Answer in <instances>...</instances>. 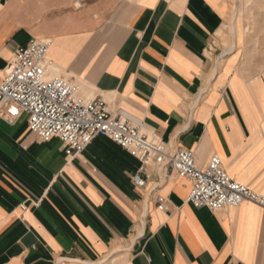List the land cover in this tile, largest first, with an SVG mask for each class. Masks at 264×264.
<instances>
[{"label": "crops", "instance_id": "crops-1", "mask_svg": "<svg viewBox=\"0 0 264 264\" xmlns=\"http://www.w3.org/2000/svg\"><path fill=\"white\" fill-rule=\"evenodd\" d=\"M226 2L0 0V79L17 48L49 39V67L113 115L201 167L218 155L264 195V67L243 62V41L216 42ZM139 165L107 137L67 155L26 115H0V264H264V207H193L190 179L148 161L137 187Z\"/></svg>", "mask_w": 264, "mask_h": 264}, {"label": "built area", "instance_id": "built-area-1", "mask_svg": "<svg viewBox=\"0 0 264 264\" xmlns=\"http://www.w3.org/2000/svg\"><path fill=\"white\" fill-rule=\"evenodd\" d=\"M49 45V39L31 38L17 48L0 79V102L5 107L0 115L8 124L26 115L29 129L37 137L58 138L67 155L83 151L96 136L107 137L138 159L140 165L132 175L137 187L145 186V166L153 161L167 176L175 172L190 179L186 200L196 208L218 210L243 201L264 207V195L232 178L218 155H212L201 167L192 150H171L129 119L113 115L101 95L86 99L69 78L49 76ZM155 202L162 210L164 197L157 194Z\"/></svg>", "mask_w": 264, "mask_h": 264}, {"label": "rangeland", "instance_id": "rangeland-1", "mask_svg": "<svg viewBox=\"0 0 264 264\" xmlns=\"http://www.w3.org/2000/svg\"><path fill=\"white\" fill-rule=\"evenodd\" d=\"M226 5L227 11L223 18L222 30L218 34L219 41L216 42L223 48H228L232 40L243 41V44L237 48L243 62L253 64L254 70L264 67V0H227ZM233 13L236 15L234 19ZM231 25L236 27L234 32L230 31ZM54 70L53 67H49L48 75ZM57 73L68 78L67 75ZM74 83L79 87L80 96L86 99L92 97L85 93L80 82ZM119 254L115 253L106 258L103 264H118V261L123 259Z\"/></svg>", "mask_w": 264, "mask_h": 264}, {"label": "bare ground", "instance_id": "bare-ground-1", "mask_svg": "<svg viewBox=\"0 0 264 264\" xmlns=\"http://www.w3.org/2000/svg\"><path fill=\"white\" fill-rule=\"evenodd\" d=\"M262 4H263V3H262ZM262 4H261V5H262ZM234 10H235V9H234ZM241 11H242V10H240V12H241ZM234 12H235V11H234ZM237 14H239V13H237ZM232 17H233V19H234V18L236 17V15L233 13V16H232ZM235 29H236V27H235L234 25H231V26H230V31H231V32H234ZM229 48H230V47H229ZM230 49H231V48H230ZM230 49H229V50H230ZM229 50H228V51H229ZM49 76L57 77V76H59V75H58V73H57L56 71H52V72L49 74Z\"/></svg>", "mask_w": 264, "mask_h": 264}]
</instances>
